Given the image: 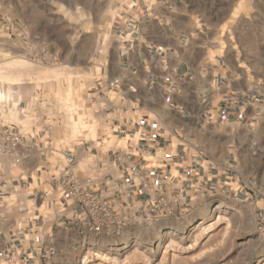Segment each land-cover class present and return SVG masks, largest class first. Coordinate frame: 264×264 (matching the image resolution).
Segmentation results:
<instances>
[{"label": "rangeland", "instance_id": "obj_1", "mask_svg": "<svg viewBox=\"0 0 264 264\" xmlns=\"http://www.w3.org/2000/svg\"><path fill=\"white\" fill-rule=\"evenodd\" d=\"M173 1L190 19L188 42L221 55L230 83L259 92L260 114L224 125L221 173L181 204L124 215L85 190L80 202L71 198L81 209L46 222L39 264H264V0ZM125 4L0 0V67L15 90L26 89L15 100L23 133L37 119L44 142L74 154L105 133L100 112L113 94L97 93L98 62L115 44ZM42 191L44 201L69 197L63 187ZM4 255L0 264H18Z\"/></svg>", "mask_w": 264, "mask_h": 264}, {"label": "crops", "instance_id": "obj_2", "mask_svg": "<svg viewBox=\"0 0 264 264\" xmlns=\"http://www.w3.org/2000/svg\"><path fill=\"white\" fill-rule=\"evenodd\" d=\"M129 1L115 25V44L98 62L97 93L113 94L100 112L105 133L83 140L75 154L44 142L37 119L22 132L28 124L18 123L15 100L26 89L15 90L18 83L5 77L13 75L0 67V99L8 102L2 119L21 133L24 155L20 164H0V249L18 264L44 257L47 221L81 209L64 193L44 201L42 188H61L67 158L73 159L69 179L113 211L159 212L221 173L225 124L260 114V93L230 83L221 55L188 42L190 19L173 0ZM114 79L118 84L108 85Z\"/></svg>", "mask_w": 264, "mask_h": 264}, {"label": "built area", "instance_id": "obj_3", "mask_svg": "<svg viewBox=\"0 0 264 264\" xmlns=\"http://www.w3.org/2000/svg\"><path fill=\"white\" fill-rule=\"evenodd\" d=\"M108 85L114 86L118 84V80L114 79L107 82ZM8 102L0 99V164L3 161H9L14 165L20 164L24 159L22 154V135L19 130L12 123H6L3 121V113L7 108ZM66 173L59 176V184L64 188V191L75 202H80L81 198L88 197L89 194L79 188L75 182L69 179V172H71V165L73 163L72 158H67ZM0 256H5L3 252H0ZM7 256V255H6ZM5 256V257H6Z\"/></svg>", "mask_w": 264, "mask_h": 264}, {"label": "bare ground", "instance_id": "obj_4", "mask_svg": "<svg viewBox=\"0 0 264 264\" xmlns=\"http://www.w3.org/2000/svg\"><path fill=\"white\" fill-rule=\"evenodd\" d=\"M10 62V61H9ZM12 62V61H11ZM2 98V97H1Z\"/></svg>", "mask_w": 264, "mask_h": 264}]
</instances>
